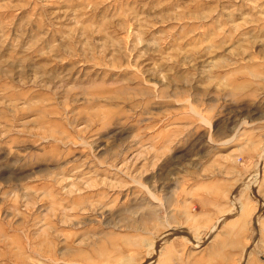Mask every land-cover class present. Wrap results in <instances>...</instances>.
Masks as SVG:
<instances>
[{"label": "rangeland", "instance_id": "rangeland-1", "mask_svg": "<svg viewBox=\"0 0 264 264\" xmlns=\"http://www.w3.org/2000/svg\"><path fill=\"white\" fill-rule=\"evenodd\" d=\"M0 264H264V0H0Z\"/></svg>", "mask_w": 264, "mask_h": 264}]
</instances>
